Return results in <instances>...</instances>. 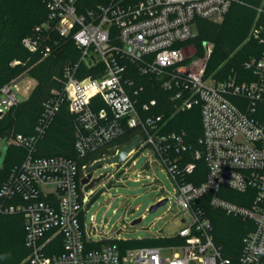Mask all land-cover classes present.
I'll list each match as a JSON object with an SVG mask.
<instances>
[{"label": "built area", "instance_id": "1", "mask_svg": "<svg viewBox=\"0 0 264 264\" xmlns=\"http://www.w3.org/2000/svg\"><path fill=\"white\" fill-rule=\"evenodd\" d=\"M42 1L48 18L33 36L24 38V46L33 53L43 50V42L56 33L71 38L81 55L78 64L66 70L65 96L45 104L35 133H13L7 138L9 145L24 148L27 156L0 184V215L23 216L29 251L25 262L264 264V24H256L252 30L263 51L259 58L245 63L248 73L244 78L239 80L241 76L234 74L219 80L208 76L211 43L205 44V58L194 56L189 61L181 46L196 35L197 18L219 22L237 0L113 1L93 8H86L82 0ZM129 64L157 77L161 88L172 93L177 111L200 108V148L193 151L195 160L203 159L207 166L200 184L187 181L197 164L185 158L192 149L186 133H161L167 119L156 115L158 100H145L144 87L135 88L127 77ZM82 65L98 76L80 79ZM15 90H19L18 82L1 89V116L20 103ZM65 98L74 118L80 160L132 129L143 130L145 137H138L142 143L117 173L126 164H135L143 151L157 158L175 184L172 201L191 218V224L173 237L182 242L124 249V239L105 235L104 240L113 241L96 246L102 242L96 241V235L104 232L94 221L87 226L95 192L87 191L82 180L98 160L80 167L78 160L37 156V144ZM107 176L114 179L116 174ZM206 199L227 215L251 223L236 261L225 258L214 240L211 219L203 208Z\"/></svg>", "mask_w": 264, "mask_h": 264}, {"label": "trees", "instance_id": "2", "mask_svg": "<svg viewBox=\"0 0 264 264\" xmlns=\"http://www.w3.org/2000/svg\"><path fill=\"white\" fill-rule=\"evenodd\" d=\"M113 1L134 4L143 0H82V4L86 8H93L108 5ZM258 8H262L263 11L258 12ZM48 14L46 4L42 0H0V91L22 74H27L37 82L25 101L0 117V139H7L13 133L27 136L34 134L45 104L53 98L65 96L67 68L79 62L81 51L75 42L56 33L43 42V50L33 53L24 46V38L33 36L36 27L47 20ZM256 24H264V0H237L222 23L197 18L196 35L186 43H193L197 49L196 56H199L204 45L213 42L216 55L214 54V58L209 61L207 71H217L219 80L234 74L241 76L239 80H242L248 73L245 70V63L252 58H259L263 51V46L252 36L251 31ZM45 48H49L48 51ZM17 61L20 63L16 64ZM89 76L98 74L82 65L78 77L83 79ZM127 77L134 82L135 88L144 87L142 97L145 100H158L156 115H163L167 119V125L161 129V133H186L192 149L185 153V158L197 164L195 171L188 175L187 181L200 184L207 175L205 161L195 160L193 157V151L200 148L198 145V139L202 134L200 108L177 111L171 100L172 93L161 88L157 77L143 74L135 65L129 64ZM138 137H145L143 130L132 129L121 139L99 148L81 160L78 159L75 150L74 118L69 112L68 100L65 98L47 133L37 144V156L66 157L78 160L80 167L84 165L89 167L96 160L115 155L121 146L132 143ZM26 156L27 151L24 148L10 145L0 170V184L7 180L13 168L20 165ZM239 202L242 203L240 200ZM203 208L211 219L213 237L216 244L221 247L223 256L236 261L251 223L212 207L207 199ZM112 241L104 240L96 246ZM167 242L177 243L182 240L178 237L155 238L143 244L137 243L136 246H160ZM121 246L125 249L133 244L125 241ZM28 254L23 216L0 215V264H29L24 262Z\"/></svg>", "mask_w": 264, "mask_h": 264}, {"label": "rangeland", "instance_id": "3", "mask_svg": "<svg viewBox=\"0 0 264 264\" xmlns=\"http://www.w3.org/2000/svg\"><path fill=\"white\" fill-rule=\"evenodd\" d=\"M223 20L219 22L222 23ZM209 43L215 48L213 42ZM214 48L211 58L216 55ZM181 49L184 56L190 58L188 61L197 55L193 43H185ZM205 56L204 45L202 53L195 59H203ZM208 72L209 77L218 79L217 71ZM12 82H18L19 90L15 91L20 102L29 97L37 84L36 80L27 74L20 75L10 83ZM9 147L6 138L0 139V170ZM119 167L121 164L104 165L94 172L95 178L108 173L116 174L114 179L107 176L91 189L94 190L95 196L87 213L86 223L89 227L94 221L96 228L104 232V235L99 233L96 235V241H104L105 235L112 238L119 236L125 241H130L133 244L131 247H137V243L143 244L151 239L176 237L183 228L191 224V218L183 213L174 200L172 201L175 197L174 182L165 172L163 165L148 150L137 156L135 164L130 163L122 167V173H117ZM162 197L170 200L156 212H150L151 206ZM136 220L140 222L133 224Z\"/></svg>", "mask_w": 264, "mask_h": 264}, {"label": "water", "instance_id": "4", "mask_svg": "<svg viewBox=\"0 0 264 264\" xmlns=\"http://www.w3.org/2000/svg\"><path fill=\"white\" fill-rule=\"evenodd\" d=\"M126 50L130 51L131 48L129 46H127ZM138 55L140 56L141 53L138 52ZM0 117H1V114H0ZM141 143H142V139L136 138L132 143H130L128 145L121 146L117 150L115 155L107 157V158H102V159L96 161L94 164H92L86 171L88 173V175L82 180V184L86 185V190L88 191V190L92 189L103 178L106 177V174H105V175H102L98 178H93L94 172L98 168H100L104 165H120V164H123L124 162L127 161L129 156L138 149V147L140 146ZM167 202H168L167 198L160 200L159 202H157L156 204L151 206L150 212H156L161 206L165 205ZM138 222H140V220L134 221L133 224H136Z\"/></svg>", "mask_w": 264, "mask_h": 264}]
</instances>
